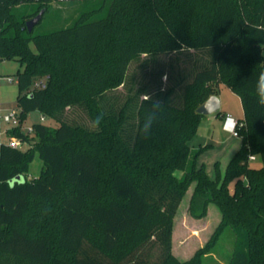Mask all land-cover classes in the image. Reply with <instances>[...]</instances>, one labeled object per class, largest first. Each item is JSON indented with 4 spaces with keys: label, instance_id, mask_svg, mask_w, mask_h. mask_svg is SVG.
<instances>
[{
    "label": "trees",
    "instance_id": "16d2710c",
    "mask_svg": "<svg viewBox=\"0 0 264 264\" xmlns=\"http://www.w3.org/2000/svg\"><path fill=\"white\" fill-rule=\"evenodd\" d=\"M27 3L38 6L20 10ZM60 3L0 0V61L21 65L20 124L7 135L23 142L0 136V264H203L211 242L188 260L172 250L192 184L191 213L213 202L217 232L236 229L228 264H264V0H99L68 26L28 31ZM221 84L241 98L246 125L212 178L190 142L205 116L197 108ZM36 109L57 126L22 130ZM36 150L42 169L28 178Z\"/></svg>",
    "mask_w": 264,
    "mask_h": 264
},
{
    "label": "rangeland",
    "instance_id": "374dc122",
    "mask_svg": "<svg viewBox=\"0 0 264 264\" xmlns=\"http://www.w3.org/2000/svg\"><path fill=\"white\" fill-rule=\"evenodd\" d=\"M97 3H99V0L61 2L60 5H50L49 10L43 15L41 21L35 25L34 29L38 32H45L68 26L75 20L81 10L90 8ZM36 6H38L37 3H27L20 10L29 9L32 11ZM32 46L34 47V44ZM20 68V62L16 59L0 61V115L13 110L18 112V114L20 113L16 107L18 94L17 71ZM218 96L221 101V113L232 114L239 118L244 117L240 97L232 92L227 85H220ZM42 116V112L39 109L28 112L21 123L22 130L29 131L35 123L57 126V122L53 118L45 117L42 119ZM205 119L199 133L193 139V143L197 146L200 143L207 142L210 130L212 131L219 124V120L209 121ZM0 127L1 140L7 142L9 140L7 129L13 126L0 119ZM231 132L230 129L226 128L221 134L222 140L227 142L234 141L235 138ZM33 135L34 133L31 136ZM250 164L254 167H260L263 162L260 157H257L256 160H251ZM42 165L43 161L36 150L33 159L29 163L28 178L37 177L41 172ZM213 171V167L207 170L211 174H213ZM181 173V171L178 172V174ZM193 186L192 184L189 187L174 217L172 250L180 259L188 260L200 248L206 247L211 242L213 243L212 247L206 250L203 255V264H228L237 236L236 229L233 226H227L219 233L217 232L221 221V212L213 202L208 204L207 213L203 217L194 216L189 209ZM230 187L233 188V183H231Z\"/></svg>",
    "mask_w": 264,
    "mask_h": 264
},
{
    "label": "crops",
    "instance_id": "0c3cea01",
    "mask_svg": "<svg viewBox=\"0 0 264 264\" xmlns=\"http://www.w3.org/2000/svg\"><path fill=\"white\" fill-rule=\"evenodd\" d=\"M240 100H241V98H240ZM226 115H227L226 113H221L220 115H218L216 113H214L212 115H205L201 120L197 134L199 133L200 128L203 125L204 118H206L209 121L219 120V124L216 125L212 131L210 130V134H209L210 136H208L207 142L200 143L197 146L196 144L193 143V139L195 137L190 142L192 149L203 148L201 154L198 157L197 162H198V165L204 164L206 167V170H209V168L213 167V170H214L213 174L209 173V175L212 178H216L218 174H221L222 176L224 175L225 170H226L230 160L232 159L234 154L237 152V150L242 145V139L240 137L233 135V129L235 127V120L240 119V118L235 117L232 114H230L232 116V118H226L225 117ZM210 116H212V117H210ZM226 128H228L232 131L231 133H232L233 137L235 138L234 141L227 142V141L222 140L221 134L223 131L226 130ZM197 134H196V136H197ZM255 156H256V158L253 160H256L258 157L256 154H255ZM177 257H179V256H177Z\"/></svg>",
    "mask_w": 264,
    "mask_h": 264
},
{
    "label": "built area",
    "instance_id": "2783aa9c",
    "mask_svg": "<svg viewBox=\"0 0 264 264\" xmlns=\"http://www.w3.org/2000/svg\"><path fill=\"white\" fill-rule=\"evenodd\" d=\"M27 1H33V2H43V3H57V2H74V1H81V0H27ZM37 85H44L42 82L37 83ZM226 118H232V116L230 114H227L225 116ZM0 119H2L3 121H5L8 124H11L12 126H18L20 124V118H19V114L18 112H16L15 110H13L12 112H8V113H3L0 115ZM42 119H44V117L42 116ZM246 125L245 121L243 119H236L235 120V127L233 129V135L240 137L241 138V134H240V130ZM32 128L29 129V131H31ZM9 145L15 147V148H19L22 147L23 142L16 138V137H11L8 140ZM256 156L253 154L249 155V159L253 160L255 159Z\"/></svg>",
    "mask_w": 264,
    "mask_h": 264
},
{
    "label": "water",
    "instance_id": "95a60500",
    "mask_svg": "<svg viewBox=\"0 0 264 264\" xmlns=\"http://www.w3.org/2000/svg\"><path fill=\"white\" fill-rule=\"evenodd\" d=\"M45 9H42L37 15L29 19L26 23V27L29 32H32L35 25L38 24L43 18ZM221 109V101L217 94L211 95L205 102H203L197 108V112L203 115H211L217 113Z\"/></svg>",
    "mask_w": 264,
    "mask_h": 264
},
{
    "label": "clouds",
    "instance_id": "9594fccd",
    "mask_svg": "<svg viewBox=\"0 0 264 264\" xmlns=\"http://www.w3.org/2000/svg\"><path fill=\"white\" fill-rule=\"evenodd\" d=\"M256 98L258 104L264 106V71L260 72L256 81ZM161 111V108L158 104H153L152 112L144 124L142 131L145 135H148L151 131L152 124L158 118V114Z\"/></svg>",
    "mask_w": 264,
    "mask_h": 264
}]
</instances>
